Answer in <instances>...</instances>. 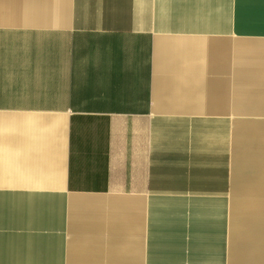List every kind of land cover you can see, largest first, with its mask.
Listing matches in <instances>:
<instances>
[{
    "label": "crops",
    "instance_id": "crops-1",
    "mask_svg": "<svg viewBox=\"0 0 264 264\" xmlns=\"http://www.w3.org/2000/svg\"><path fill=\"white\" fill-rule=\"evenodd\" d=\"M0 264H264V0H0Z\"/></svg>",
    "mask_w": 264,
    "mask_h": 264
}]
</instances>
